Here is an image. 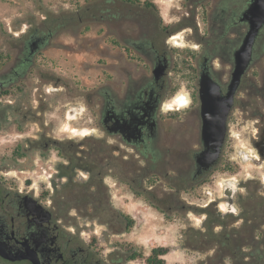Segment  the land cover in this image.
<instances>
[{
  "label": "rangeland",
  "instance_id": "374dc122",
  "mask_svg": "<svg viewBox=\"0 0 264 264\" xmlns=\"http://www.w3.org/2000/svg\"><path fill=\"white\" fill-rule=\"evenodd\" d=\"M130 1L142 6L129 7L128 0H0V76L9 72L15 52L21 55L23 42L34 29L43 35L52 34L46 46L35 54L32 66L20 77L17 87L24 91L33 107L42 108L43 125L28 123L19 128L11 112L4 113L6 119L0 122V166L10 171L19 188L31 187L45 199L66 204L57 206L54 209L56 214L95 243L100 256L113 260L115 264H145L144 258L157 248L167 249L168 253L162 257L165 264H212L210 261L217 257L208 250L226 248L222 244L225 236H220L217 242L208 238L203 247L188 248L184 244L186 234L192 233L191 228L199 229L206 217L197 214L194 208L206 207L209 198L217 200L222 196L224 180L239 177L235 166L238 151L254 153L249 142L248 126L252 122L249 114L251 107L260 103L256 102L257 95L263 93L256 87L260 86L256 77L264 59L259 65H251L241 79L230 113L229 136L219 162L193 185L186 183L187 187L182 188L180 177L191 175L192 155L201 147L195 101L194 109H189L190 99L195 100L197 90L194 71L201 62L203 44L217 45L216 35L209 33L211 18L207 6L217 4L219 0ZM149 5L154 10L149 8L147 16L160 26L161 36L168 40V52L172 57L168 74L171 92L165 104L172 103L180 94H184L188 102L186 108L178 112L167 113L165 108L160 114V138L154 150L157 158L154 164L148 161L151 152L144 160L130 146L97 128L92 104L93 88L107 82L111 65L115 69L125 66L134 74L141 68L150 73L147 64L132 60L125 63L118 58L120 47L112 51L109 37L110 25L117 26L122 21L123 11L128 8L142 10ZM227 37L235 38L234 34H227ZM228 67L226 65V70ZM52 76L67 84L65 90H53L62 88L63 84L55 85ZM15 93L13 90L4 93L1 106L12 102ZM76 106L79 110L77 120L70 122L77 130L73 137L64 132V125L69 114L67 110ZM31 136L39 147L32 156L28 151L21 153V146L27 144L26 140ZM52 137L62 140L60 147L64 154L81 145L83 166L90 164L92 159L96 160L92 172L106 173L103 196L96 186L85 189L79 185L80 180L87 178L84 172L70 177L69 183L63 187L59 182L55 186L49 183L48 174L53 173L57 163L66 161L55 148L43 150L47 138ZM42 169L47 172L43 173ZM243 172L256 175L258 171L247 163ZM137 184L151 192L159 203L150 200L148 194L135 196L132 189ZM84 195L90 196L83 200ZM107 202L114 210L134 220L130 231L112 234L119 227L116 221L106 219V213L107 223L99 218V210ZM222 204L225 207L224 202ZM214 207L217 212L226 214V208L222 210L217 204ZM79 208L87 209L88 216L80 213ZM220 232L231 234L235 229L226 225V229L214 230L215 234ZM133 253L141 257L128 260ZM225 264L231 263L225 258Z\"/></svg>",
  "mask_w": 264,
  "mask_h": 264
},
{
  "label": "flooded vegetation",
  "instance_id": "af4514ba",
  "mask_svg": "<svg viewBox=\"0 0 264 264\" xmlns=\"http://www.w3.org/2000/svg\"><path fill=\"white\" fill-rule=\"evenodd\" d=\"M252 2L253 0H219L217 4L207 6L211 18L209 33L216 35L217 45L211 47L210 43L208 45L205 43L202 46V59L194 71L197 74L195 100L190 99L189 105V109H194V101L198 105L195 114L200 127L199 76L205 73L220 86V95L226 93L233 69L234 53L248 28V22L243 19V15ZM128 4L129 7L142 6L130 0ZM149 8L151 11L154 10L149 5L142 10L128 8L123 11L122 21L117 26L110 25L109 37L112 39L110 43L112 51L120 47L117 52L118 58H122L125 63L132 60L137 64H147L150 73L147 74L146 70L141 68L134 74L125 66L115 69L111 65L107 82L97 84L93 88L92 104L96 112L97 128L130 146L141 154L144 160H147V154L151 152L148 161L154 164L157 162L154 150L160 138V114L165 108L167 113L179 110L168 111V105L165 104V99L171 92L168 74L172 68V57L168 52V40L161 36L160 26L156 24V20L153 22L147 16ZM112 17L114 18L115 15ZM227 34H234V40L229 39ZM50 36H52L50 32L43 35L38 29H34L23 42L21 55L18 51L15 52L9 72L0 76V107L4 93L10 90L16 92L14 100L7 102L0 109V122L6 119L4 113L11 112L19 128L28 123L42 127L44 111L40 107H33L28 96L17 87L20 77L32 66L35 54L46 46ZM259 39L262 40L260 44H258ZM263 59L264 23L255 39L249 67L259 65L260 60ZM226 65L229 66L227 70ZM157 67L162 70L159 78L152 74V70ZM51 78L55 85L63 84L62 88L53 90L61 91L63 88L65 90L67 84L63 83L61 78L53 76ZM256 78L260 83V86L256 87L263 93L257 95L256 102L260 103L254 104L249 114L252 118L248 126L249 142L254 153L238 151L235 166L239 177L234 180H224V182H232L230 184L233 190L232 196L228 198L222 194L206 206L217 204L221 209L222 202H228L233 206V210L226 209V215L212 226L213 231L222 227L226 229V225L235 229L234 233L222 234L225 236L222 244L226 248L208 250L217 257L213 262L210 261L212 264H225V258L231 264H264V61L258 68ZM224 79L226 82L223 81ZM234 103L235 97L233 106ZM76 108L77 106L69 107L67 112L76 116ZM231 110L226 119L225 140L229 136ZM34 139L33 136L27 138V144L21 146L23 149L21 153L28 151L32 156L33 152L39 150ZM61 141L54 137L47 138L43 150L55 148L66 160L57 163L53 173L48 174L50 184L59 182L60 187H63L69 183L70 177L84 172L88 178L90 173L87 168H83L81 145H76L74 151L68 149L69 154H64L60 147ZM224 143L218 161L208 170L197 174L194 156L202 149L200 141V150L192 155L193 171L189 176L180 177V187H187L184 183H189L191 186L206 175L219 162ZM247 163L258 171L256 175L243 172V166ZM42 172L47 171L42 169ZM9 173V170L6 171L0 166V264H115L113 260L100 256L95 243L84 238L78 229H74L64 218L56 214L54 209L66 204L45 199L36 194L31 187L19 188Z\"/></svg>",
  "mask_w": 264,
  "mask_h": 264
},
{
  "label": "water",
  "instance_id": "95a60500",
  "mask_svg": "<svg viewBox=\"0 0 264 264\" xmlns=\"http://www.w3.org/2000/svg\"><path fill=\"white\" fill-rule=\"evenodd\" d=\"M243 17L248 22V28L239 48L234 53V64L226 93L220 95V86L205 73H201L198 79L202 149L194 156L197 174L208 170L218 161L226 136V119L233 106L240 81L249 68L255 39L264 23V0H253ZM152 74L159 78L162 70L157 67L152 70ZM68 113L71 114L69 111ZM249 160L252 159L249 158ZM231 183L230 181L224 182L222 188L223 196L228 198L232 196ZM224 204L227 210H233L232 204L228 202Z\"/></svg>",
  "mask_w": 264,
  "mask_h": 264
},
{
  "label": "trees",
  "instance_id": "16d2710c",
  "mask_svg": "<svg viewBox=\"0 0 264 264\" xmlns=\"http://www.w3.org/2000/svg\"><path fill=\"white\" fill-rule=\"evenodd\" d=\"M91 157V154H90ZM96 160L92 159L90 164H84L83 168H87L88 172L90 175L86 180H80L79 185L82 186L83 188H91L93 186H96L98 192L103 196V177L106 175V173H102L100 170L97 172H92L93 171V165ZM120 177L122 179H125L124 175ZM126 181V180H124ZM95 184V185H94ZM186 184V183H184ZM78 185V184H77ZM132 192L135 196H142L144 194H148L150 196V200L153 199L151 196V192H148L147 190H144L140 184H137L135 188L132 189ZM90 196V195H89ZM88 195L82 196L83 200H86ZM155 200V199H153ZM156 203H159V200H155ZM191 209V208H190ZM197 214H204L206 217L201 221L199 229H194L191 228L192 233L186 234L185 242L184 244L188 248H199L203 247L205 244H207L206 239H214L215 242L219 239L220 236H223L224 232H220L219 234H215L214 231L212 230V226L214 223L219 222L218 219H220L222 216H225L226 214L217 212V210L214 207V204H210L208 207L204 208H194ZM80 213H82L84 216H88L87 214V209H78ZM100 212V217L102 218L103 222L107 223L106 219L112 221H116L117 225L119 226L116 230L112 232V234H122L125 232H128L131 230V228L134 226V220L121 212H118L114 210L110 204L107 202L105 205L99 210ZM105 213L108 215V218L105 219ZM104 217V218H103ZM224 241V239H223ZM201 245V246H200ZM168 253L166 248H157L153 249L151 251V254L144 258L145 264H165V260L162 259L164 255ZM140 254H135L133 253L128 257V260H135L140 258Z\"/></svg>",
  "mask_w": 264,
  "mask_h": 264
},
{
  "label": "bare ground",
  "instance_id": "6f19581e",
  "mask_svg": "<svg viewBox=\"0 0 264 264\" xmlns=\"http://www.w3.org/2000/svg\"><path fill=\"white\" fill-rule=\"evenodd\" d=\"M176 37H174L175 39ZM177 40V39H176ZM177 44V42H175ZM186 104H187V99H186V96L184 94H180L178 95L177 97H175L173 99V102L168 104L167 106V110L168 111H173V110H181V109H184L186 108ZM177 107V108H176ZM79 111L78 109H76V112ZM84 111V110H83ZM66 120H67V123H65L64 125V132H67L69 134H72L73 137H75L77 134V130L76 128L72 127L70 125V122L71 121H74V120H77V114L76 116H72L71 114H67V117H66ZM85 136V135H84ZM221 209L224 210L225 207L224 205L222 204L221 205Z\"/></svg>",
  "mask_w": 264,
  "mask_h": 264
},
{
  "label": "built area",
  "instance_id": "2783aa9c",
  "mask_svg": "<svg viewBox=\"0 0 264 264\" xmlns=\"http://www.w3.org/2000/svg\"><path fill=\"white\" fill-rule=\"evenodd\" d=\"M207 195L210 196V192H208ZM213 200H215V199H212V200H211V199L209 198V199H208V202H206V206H207L210 202H212Z\"/></svg>",
  "mask_w": 264,
  "mask_h": 264
},
{
  "label": "crops",
  "instance_id": "0c3cea01",
  "mask_svg": "<svg viewBox=\"0 0 264 264\" xmlns=\"http://www.w3.org/2000/svg\"><path fill=\"white\" fill-rule=\"evenodd\" d=\"M165 256V255H164Z\"/></svg>",
  "mask_w": 264,
  "mask_h": 264
}]
</instances>
